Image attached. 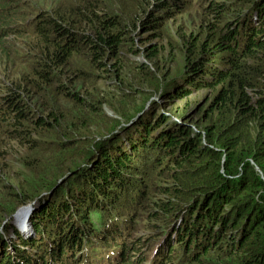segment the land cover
Instances as JSON below:
<instances>
[{"label": "trees", "instance_id": "trees-1", "mask_svg": "<svg viewBox=\"0 0 264 264\" xmlns=\"http://www.w3.org/2000/svg\"><path fill=\"white\" fill-rule=\"evenodd\" d=\"M205 1V15L212 19L213 14L218 21L225 18L226 2ZM66 2L68 5L36 8L30 17L23 14L25 10H20L22 0L0 2V53L10 59L8 71L3 67L0 74L3 77L0 81H6L0 83V135L19 137L29 144L39 142L31 134L38 135L39 139H55L59 143L56 148L43 151L42 155L46 156L43 162L50 160L52 164L64 165L48 184L31 195L14 193L16 199L8 210L0 204V264H19L28 258L24 249H18L19 245L38 250L40 260L46 257V246L66 231L89 226L93 230L92 217L98 213L100 192L110 190L111 183L115 185L112 190L119 189L120 179L124 181L120 200L126 207L136 205L143 198L139 204L146 206L144 212L156 208L160 214L158 225H149L151 231L143 243H130L125 248V256L130 251L139 252L145 242L152 241L163 229L171 230L170 236L175 230L182 236L176 238L177 246L184 239L189 248L193 246L185 264H204L206 256L213 258L208 264H264V0H233L241 7L238 13H231L233 22H215L214 30L218 33L199 42L195 57L190 46L192 57L188 58L187 65L191 70L185 86L175 93L182 95L180 91L186 92L190 87L197 91L205 81L212 83L218 93L207 110L211 124L195 131L189 126L161 124L160 118L151 127L128 128L129 134L123 141L93 146L101 161L91 167L94 169L90 175L87 167L80 172V161L86 157L60 159L59 152L77 143L86 122L79 127L76 122L66 126L67 116L58 107L59 100L65 99L79 109L90 104L79 92L66 89L63 80L72 78L68 76L71 71L89 80L92 72L88 68L92 67L108 72L104 61H119L125 38L130 39L126 28L134 29L135 23L142 20L141 12L146 14L149 9L155 10L157 18V11L170 7L171 1L145 0L139 10L132 0H118L115 6L107 5L105 0ZM190 5L185 2L180 8L184 10ZM23 6L26 9L28 5L25 2ZM129 14L131 17H126ZM147 17L155 22L152 15ZM18 37H23L21 46L11 53L7 49ZM18 50L20 56L15 54ZM81 52H84L83 62L76 67L73 60ZM23 61L31 63H25L28 65L24 67ZM150 87L158 90V82ZM47 94L56 100L50 101ZM101 105L99 102L97 106L100 111ZM137 114L132 112L124 122ZM71 118L76 119L74 114ZM124 143L128 144L127 149L120 148ZM2 147L0 144V160L4 155ZM112 151L115 156L117 152L118 160L105 158ZM154 151L161 156L157 157ZM79 174L78 178H72ZM70 177L69 182L74 184L71 195L64 200L54 195L47 205L41 206L44 203L41 201L46 200L42 194ZM86 181L88 190L81 188ZM2 187H6L3 182ZM33 200L41 202L29 216L35 236L23 240L13 229L17 240L12 243L9 254L11 216ZM212 225L223 233L226 231L225 247L209 243L214 240L209 237ZM225 234L219 236L224 238ZM142 253L136 258L138 262L131 261L132 256L127 257V264H145Z\"/></svg>", "mask_w": 264, "mask_h": 264}, {"label": "rangeland", "instance_id": "rangeland-1", "mask_svg": "<svg viewBox=\"0 0 264 264\" xmlns=\"http://www.w3.org/2000/svg\"><path fill=\"white\" fill-rule=\"evenodd\" d=\"M3 1L4 0H0L1 3ZM132 1L138 6V10L140 5L145 3V0ZM169 1H171L170 7L157 11L158 19L155 17V10L149 9L146 14L141 12L142 20L135 23L134 29H132V27L126 28V32L128 31L130 39L127 37L125 38L124 48L119 61H109V59L104 61L110 75L104 70L94 69L92 67L88 68V70L92 72L89 76V80H86L80 74L75 75V73H73L74 71H71L68 75L72 77L71 79L63 80L66 89L79 92V94L90 103L86 105L87 108L82 107V109H79L65 99H60L58 102V107H61L67 116V121L64 123L66 126H69L70 122H76V125L79 127L81 125L80 123L86 122L83 123L85 126L77 137V143L71 145V148L65 147L67 148L66 150L59 152V154L62 155L60 159L62 158V160L67 161L71 156L78 158L86 157L85 161L79 159L81 160L79 165L80 168H82L80 172L87 167V170H91V172H87V174L90 175L94 169L91 167L101 161V155L94 153L93 149L95 147L93 148V146H106L114 140L118 142L121 140L123 141L129 134L128 128L132 127L135 130H141L145 125L151 127L156 125V122L160 118H162L163 121L161 124L189 126L195 131H198L200 128L203 130L208 123L211 124V122L207 120V110L210 109L209 105L218 93L217 88L214 87L212 83L208 84V82L205 81L203 87L197 91H195L194 87H190L186 92L180 91L182 95L175 92L179 87L185 86L188 72L191 70L187 65V62L190 61L188 58L192 57L190 54V46L193 47L195 51V57L198 54L197 49L199 48V42L205 38H213L218 33V31L214 30L216 25L215 22H233L231 13H233V15L238 13L241 7L239 4H235L233 0H217L226 2L227 8L224 14L225 18L218 21L215 20V15L212 14V19H210L208 15L204 14L206 7L205 0L187 1V3H191V5L184 10L180 8L182 4H184V0ZM25 2L28 5L26 7L27 10L24 9L23 6ZM105 2L107 5L115 6L118 4V0H105ZM61 3L68 5L66 0H22V4L20 3L19 6H21L20 10H25L23 14H27V17H30L34 14L33 12L36 8L47 9L51 4H53V6L60 4L61 6ZM130 15L131 14L126 15V17L128 16V18H130ZM147 15L149 17L152 15V19H154L155 22L149 19ZM138 16L139 13L137 12L136 17ZM129 25H132V22H129ZM145 25H147V27H145ZM30 31H32V29ZM18 38V40L12 42L13 46L7 49L11 50V53L21 46L20 39L23 37ZM31 39L32 38H27L29 41H31ZM3 41L5 42V39H3ZM15 54L18 56L21 55L19 50L16 51ZM83 54L84 52H81L79 56L74 58L73 62H75L76 67L82 64ZM23 62L24 67H27V65L31 63L27 61ZM9 65L10 59H6L5 54L0 53V74H2L3 67L8 71ZM115 70L118 71L115 72ZM16 71H19V68H16ZM25 71V74H27L28 71ZM114 72L115 75L111 78L110 76ZM0 77H2V75H0ZM5 82V80L0 81V83ZM155 82H158V90L150 87L151 84ZM47 96L50 101L56 100L54 96L48 94ZM99 102L102 103L101 111L100 107H97ZM134 111H137L138 114L129 121L124 122L126 117ZM36 114L37 112L33 114V117H35ZM72 114L75 115V120L71 118ZM43 115L46 116L44 113ZM79 119H81L80 122H78ZM152 129H155V127ZM250 131V134L253 136L254 132L251 128ZM11 133L15 134L14 131ZM31 137L38 139V144H29L27 141L22 142L19 137L5 138L0 135V144L4 146L2 147L4 155L0 160V204H2L5 210H8L10 208L9 204L13 203V200L16 199L14 193L19 194L25 192V194L31 195L34 191L48 184L49 180H52L55 174L64 166L60 162H58V164H52L50 160L46 163L43 162L44 157H46L42 155V153H44L43 151L50 147H55L56 143H59V141L55 139L51 140L50 138L39 139V136L35 134H31ZM47 140L49 141L46 142ZM62 140H64L63 137ZM34 145H36V148H34ZM46 145L48 146L45 147ZM119 146L120 145H118V147ZM125 147H128L127 143H124L123 147L120 148ZM61 149L63 148L61 147ZM154 153L157 157L161 156L157 151H154ZM106 156L105 158L107 159L110 158L115 160L118 158L117 152L115 156L114 151ZM49 158H52V155H50ZM39 159L42 160L41 164ZM39 172L42 174L40 173L41 175L37 177ZM79 176L80 174L72 176V178H78ZM65 178L51 188L46 196L44 195L46 200L41 201L44 202L41 206L47 205L49 199L54 195H56L57 199L61 198V200L67 199V197L71 195L73 190L72 186H74V184L69 182V180L72 178H67L66 182H63ZM81 180H85V178L82 177ZM2 182L3 186L6 187H2ZM122 183H124V181L122 182V179H120V184ZM82 187L88 190L90 186L86 181V184H83L81 188ZM113 187H115V185L111 183L110 191ZM32 189L33 191H31ZM142 201L143 198H141L140 202L136 203L137 210L132 217L134 224L132 236L137 237L139 243L147 238V235L150 233L151 229L149 225H158L157 222L160 216L156 208L150 209V212H144L146 206H143V204L142 206L140 205ZM40 203H36V208L40 206ZM27 205H35V203ZM20 208L21 207H19L17 211ZM12 223L15 226L14 221H12ZM209 225H211V223ZM211 230L212 233H210L211 235H209V237L214 238V240H209V243L217 247H219V245L225 247L227 244L226 231L223 233L218 229V226L213 225L211 226ZM224 234V238L219 236ZM205 239L206 237H204V240ZM217 239L219 241L218 243L216 242ZM98 243L99 242L93 244ZM174 247L175 245H172V250ZM135 252L136 251H134V253ZM147 252L149 251H143V253ZM127 260H129V258H126L124 264H127ZM137 260L138 259L135 258L131 259V261L135 262H138ZM203 260H205L204 264H208L213 258L206 256Z\"/></svg>", "mask_w": 264, "mask_h": 264}, {"label": "clouds", "instance_id": "clouds-1", "mask_svg": "<svg viewBox=\"0 0 264 264\" xmlns=\"http://www.w3.org/2000/svg\"><path fill=\"white\" fill-rule=\"evenodd\" d=\"M190 0H184V3ZM32 29V27H31ZM119 189L116 188L115 190H105L104 193L100 192V202L97 206V210L101 217L104 218H92V225H94L93 230L89 227L87 230V234L81 236V238H77L74 234L64 235L58 237L56 242H51L46 247V257L40 259L41 263H45L49 258H54L56 263L60 264L63 261V258L73 261V264H80L83 258V253L87 248H101L105 251H108L105 256L106 258H113L114 264H124L126 262L127 257H134L135 259L139 256L141 257V252L144 250H148L147 253H142L144 256V260L146 261L145 264H185L189 261L190 254L192 252L193 246L190 245V248L186 244V240L184 239L183 243L180 246L176 244V238L178 236L182 237L176 230L175 233L171 236L168 233L171 230H161L159 233H156L152 237V241L145 242L147 244L144 245V248L141 249L139 252L133 253L130 251L128 255H124L125 248H129L130 243H139V239L137 237L132 236L133 231V221L132 217L135 215L137 210V205L126 207L122 201L120 200V187L121 184L118 185ZM47 193L44 192L42 196L46 195ZM35 203V205H27ZM38 203L37 200H33L31 202H27L24 205V209L16 211L11 217L9 224L12 221L19 220V216L21 214H25V219H29L28 213H32L34 210L33 207L36 206ZM117 210L120 212L125 219H111L106 218L107 213ZM17 213H21L18 215ZM127 230V234L125 235L122 244H116L115 241L122 235L124 230ZM78 230V229H74ZM144 239L142 240L143 243ZM98 244H93L97 243ZM162 245H168L166 247ZM172 245H175L174 249L172 250ZM27 251L30 254H33L36 251L35 248H30L28 246ZM183 248V249H182ZM110 251L115 252L116 255L110 254ZM28 258L24 260L30 261V255ZM132 259V258H131ZM20 260L19 264H29L26 261ZM138 261V260H137Z\"/></svg>", "mask_w": 264, "mask_h": 264}, {"label": "bare ground", "instance_id": "bare-ground-1", "mask_svg": "<svg viewBox=\"0 0 264 264\" xmlns=\"http://www.w3.org/2000/svg\"><path fill=\"white\" fill-rule=\"evenodd\" d=\"M24 205H22V206H20L21 208L19 209V210H22V209H24V207H23ZM16 211H17V209H16ZM15 211V212H16ZM14 212V213H15ZM18 215H20L21 213H17ZM24 217H25V214H21L20 216H19V220H18V225L19 226H23V224H24ZM46 245V244H45ZM47 247V246H46Z\"/></svg>", "mask_w": 264, "mask_h": 264}]
</instances>
